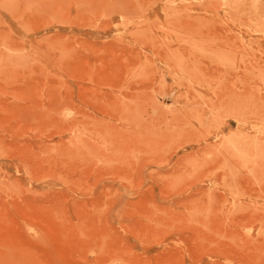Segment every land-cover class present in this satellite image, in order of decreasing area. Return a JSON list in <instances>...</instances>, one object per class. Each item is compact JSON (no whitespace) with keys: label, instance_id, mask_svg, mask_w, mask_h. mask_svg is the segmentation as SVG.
<instances>
[{"label":"rangeland","instance_id":"374dc122","mask_svg":"<svg viewBox=\"0 0 264 264\" xmlns=\"http://www.w3.org/2000/svg\"><path fill=\"white\" fill-rule=\"evenodd\" d=\"M0 264H264V0H0Z\"/></svg>","mask_w":264,"mask_h":264},{"label":"bare ground","instance_id":"6f19581e","mask_svg":"<svg viewBox=\"0 0 264 264\" xmlns=\"http://www.w3.org/2000/svg\"><path fill=\"white\" fill-rule=\"evenodd\" d=\"M179 79L182 81V77H180L179 75H177V74L172 75V80H175L177 84L179 83ZM165 90H167V89H165ZM168 91L170 93H173L177 97L181 98V96H182L181 94L180 95L176 94V92L171 90V89H169ZM184 98H186V95L184 96ZM184 100H187V99H184ZM226 104L227 103H220L221 106L222 105L227 106ZM190 115L192 117H194L195 113L192 112ZM189 123L192 124L196 129V132H194V134H196L200 130H203V127H199L196 124H193V121L191 119L189 120ZM243 124H244V114L242 112L240 115L239 126L241 127V125H243ZM225 146H226L227 150L234 148V152H236V154H234L236 160L239 159V160L243 161L246 159V157H247V154H246L247 141H246L245 135L243 133H240V135L238 136L237 145L235 144L233 138L230 137V138H228V142L225 143Z\"/></svg>","mask_w":264,"mask_h":264}]
</instances>
